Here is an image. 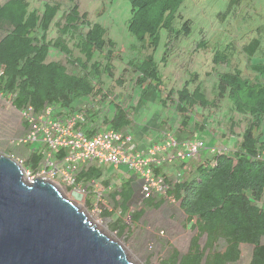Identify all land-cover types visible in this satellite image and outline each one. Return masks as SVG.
<instances>
[{"label": "trees", "instance_id": "obj_1", "mask_svg": "<svg viewBox=\"0 0 264 264\" xmlns=\"http://www.w3.org/2000/svg\"><path fill=\"white\" fill-rule=\"evenodd\" d=\"M183 1L130 0L127 30L138 42H146L144 47L152 51L157 47L160 30L165 29L168 51L171 39L186 38L191 31L190 20L178 13ZM238 3L239 0H228L218 16L224 19ZM256 31L257 35L242 46L248 59L264 42L261 27ZM196 42L193 52L206 49L207 41L200 38ZM50 46L64 53V60L47 61ZM231 49L229 43L223 49L211 51L214 68L229 65L228 70L215 74L213 99L207 98L197 72H187L188 78L181 88L167 89L152 53L142 61L127 63L135 76L134 85L142 91L141 96L153 92L155 99L163 102V107L168 101L173 105L180 117L178 130L185 132L184 135L205 131L203 121L188 129L190 115L198 109L214 108L222 99L229 100L233 111L251 119L234 150L213 152L197 164L188 177L171 182L164 178L169 186L166 196L178 202L185 225L195 230L179 264L234 263L240 257L241 244L254 247L249 264H264V139L259 136L264 119V60L249 63L248 68L254 74V78L249 79L240 68L232 66ZM114 59L115 42L106 36L105 27L91 21L87 12L80 11L76 0H66L64 8L59 0L44 1L41 10L30 8L27 0H6L0 4V95L9 99L17 111L30 107L38 112L50 105L54 115H80L75 127L87 136L104 129L121 131L129 127L132 111L108 99L102 79L104 75L114 77ZM162 59L166 60L165 56ZM121 77L116 81L123 85ZM230 127L233 128L232 124ZM40 157V153L32 150L26 169L34 171ZM100 176L99 168L90 167L77 174L76 182L87 184ZM108 198L112 209L103 210L101 215L111 218L119 208V215L111 224L122 235L130 230L129 223L138 221L144 211L129 214L115 195L110 194ZM144 202L146 206L157 208L163 198ZM86 204H89L88 198ZM123 215L129 216V222L123 220ZM201 237L205 238L203 245L199 243ZM220 240L225 242L222 252L215 248ZM176 257L177 254L172 264H176ZM166 262L162 259L160 263Z\"/></svg>", "mask_w": 264, "mask_h": 264}, {"label": "rangeland", "instance_id": "obj_2", "mask_svg": "<svg viewBox=\"0 0 264 264\" xmlns=\"http://www.w3.org/2000/svg\"><path fill=\"white\" fill-rule=\"evenodd\" d=\"M5 1L0 0V4ZM27 1L30 8L41 10L42 3L50 0ZM59 1L63 3L64 8L66 0ZM227 1L184 0L178 13L191 22L189 36L186 38L181 37L176 41L171 39L170 41H173L169 43L168 51H166L167 33L165 29H161L157 47L155 50L150 51L144 47L146 42L144 44L138 42L133 34L127 30V22L130 17V0H76L80 11L87 12L91 21L98 22L105 27L106 36L115 42L114 77L102 76L104 88L108 91V99L117 102L124 108H130L131 113L134 114V122L139 125L148 122L150 119L156 122L160 117L161 119L165 117L168 122L169 116H171L170 123H172V126H169L168 123L166 125L168 124L167 132L172 134L178 130L180 123L178 122L180 117L174 112L173 105L169 104L168 101L167 106L163 107L155 99L156 94L153 92L141 96V89L133 83L132 78L135 76L127 67L128 62L142 61L146 55L152 53L154 61L159 65V71L163 77L162 81L167 89L170 87L181 88L188 78L187 72H197L199 79L203 82L207 98L213 99L216 85L215 74L228 70L229 65H219L214 68L211 63V51L214 48L223 49L231 43L232 66L240 68L245 76L253 79L254 74L249 70L248 65L253 61L264 60V42L250 59L242 52V46L253 35H257L256 29L258 27H261V31H263L261 36L264 40V0H239L237 6L230 9L229 14L221 19L218 14L225 10ZM177 23H179V19H177ZM50 35L52 36L53 32ZM200 38L208 42L207 47L204 50L199 49V51L193 52L196 41ZM165 52H167L166 55H164ZM163 56L166 60L162 59ZM62 58L64 60V53L62 54L53 46H50L46 60L51 61ZM124 68H126V71H123ZM119 76L123 78V85L116 81ZM231 107L229 100L222 99L216 102L214 108L198 109L190 115L189 130H192L193 125L201 121L206 123V130L203 132L196 130L187 136H189L188 138L200 137L199 139L205 143L206 152L209 156L212 154L211 148L234 150L241 140L242 132L251 120L248 115L239 114L233 111ZM152 123L150 122L147 125L154 127ZM23 124L24 118L21 111L14 109L9 99L0 95V156L11 157L23 169H26L29 168L27 162L31 149L38 150L39 144L37 142L28 143V145L19 143V140L25 138L27 134ZM154 129L155 131L151 130L153 133H161L162 128H159L158 131H156L157 128L154 127ZM170 129L172 132H170ZM259 131V136L264 139V119L261 122ZM25 163L27 165H24ZM121 169L120 166L119 171H122ZM119 171L114 169V165L105 164L102 166L101 177L97 181L101 178L112 177ZM30 174H34L32 169ZM51 183L81 211H87L88 220L95 225L96 229L109 239L119 243L123 247L127 258L135 264H161L162 259H166L165 264H172L175 254H177L176 264H179L182 255L187 253L190 239L195 234V230H192L189 225H185V216L179 209L178 202L165 198L159 207L153 208L144 205L145 202L141 199L138 191L134 198L131 197L130 200L129 196H126V198L120 196L118 201L122 208L128 207L129 214L140 209L144 213L138 221L133 224L129 223L130 230H126L124 234L119 235L111 224L118 217L119 208L111 218L104 217L101 215L103 211L93 210L91 206L86 204L85 199H91L88 193L85 197L84 187L86 184H83L80 189H67L63 187V184ZM119 191L122 192L121 189ZM106 198L108 205L106 210L109 211L112 209V203L108 198V194ZM123 220L129 222V216L123 215ZM204 241L205 238L203 237L199 239L201 245L204 244ZM215 248L217 251L222 252L225 248V242L223 240L218 241ZM239 249L240 257L238 261L227 264H249L252 258L253 246L241 244Z\"/></svg>", "mask_w": 264, "mask_h": 264}, {"label": "water", "instance_id": "obj_3", "mask_svg": "<svg viewBox=\"0 0 264 264\" xmlns=\"http://www.w3.org/2000/svg\"><path fill=\"white\" fill-rule=\"evenodd\" d=\"M0 156V264H135L57 187Z\"/></svg>", "mask_w": 264, "mask_h": 264}, {"label": "built area", "instance_id": "obj_4", "mask_svg": "<svg viewBox=\"0 0 264 264\" xmlns=\"http://www.w3.org/2000/svg\"><path fill=\"white\" fill-rule=\"evenodd\" d=\"M2 71L0 70V75ZM26 123V137L19 143L39 144L41 157L34 174L24 170L25 180L35 178L63 184L66 188L80 189L83 182H76L77 174L94 165L112 164L118 168L126 167L132 171L139 182V193L143 199L166 196L168 184L163 175L157 174L155 168L162 163L160 154L168 148L177 149V141L168 136L162 143H152L145 151H134L132 136L122 131L104 129L87 136L75 124L80 115L64 117L54 115V109L48 105L43 110L34 112L32 108L21 111ZM184 148L177 150L174 159L185 161L198 157L204 143L191 139L182 143ZM170 161L169 159H167ZM172 161V160H171ZM111 185L100 186L96 181L86 184L84 191L89 194V206L98 212L108 209L107 192Z\"/></svg>", "mask_w": 264, "mask_h": 264}, {"label": "crops", "instance_id": "obj_5", "mask_svg": "<svg viewBox=\"0 0 264 264\" xmlns=\"http://www.w3.org/2000/svg\"><path fill=\"white\" fill-rule=\"evenodd\" d=\"M157 101L159 104L163 103V102H160L159 98H157ZM111 108H112V105H111ZM110 114H111V111L108 113V115L110 116ZM131 114H133V113H131ZM169 117L170 118H169L168 122L166 121L165 117L162 119L160 117L156 122H154L153 119L152 120L150 119L148 122H144V124L139 125L136 122H134V114H133V115H131L132 121H131L129 127L124 128L121 131L122 132H128L131 134L132 143L134 145V151H137V152L145 151L148 148V146H150L154 142H163L166 138H168V136L174 138L177 141V149L176 148H168L166 151H163L160 154L163 161L160 164V166L157 168L158 173H163L166 180L168 182H171L173 180L179 179L180 177H188V176L192 175L194 173L195 166L197 164H199L200 162H202L209 155L206 151H204V152H201V156L199 158H196V159H186L183 162H182V160H179L176 158L174 159L173 157H174L176 151L182 150L184 148V146L182 145V142L185 141V139H187L189 136L184 135L185 132H182L181 134H179L181 132L179 130L174 131L172 134L167 132L168 124H169V126H172V123H170V121L172 120L171 116H169ZM145 118H147V117H145ZM150 122H153L152 125H154V127L157 128L156 131H158L159 128H162L161 133H157V132L153 133V131H151V130L155 131L154 127L147 125ZM178 122H180V121L178 120ZM166 123H168V124L166 125ZM23 128L25 129L24 125H23ZM170 132H172L171 129H170ZM201 132H203V131H201ZM194 138H196V137H191L189 139H194ZM198 138H200V137H198ZM26 144L28 145V143H26ZM37 152L40 153V151H37ZM167 159H169L170 161H168ZM103 165H105V164L94 165V166H92V168H99L100 174H101ZM121 167H122V169H121L122 171H119V167L118 168L114 167V169L116 171H119V173L113 175L112 177H109L107 179L101 178V180H99V181H97V179L95 180L102 187H105L104 182H107L106 183L107 186L111 185V189H110L111 191H108V196L110 194L115 195V198L117 199V201H118L120 196L123 198H126V196H129L128 198L130 200V199L134 198L137 191L139 192V182H138L137 178L134 176L133 172L126 169V167H124V166H121ZM178 174H180L181 176L177 177ZM113 185H115V187H113ZM120 189L122 192L119 191ZM129 200H128V202H129ZM171 200H173V199H171ZM163 201H164V199H163Z\"/></svg>", "mask_w": 264, "mask_h": 264}, {"label": "clouds", "instance_id": "obj_6", "mask_svg": "<svg viewBox=\"0 0 264 264\" xmlns=\"http://www.w3.org/2000/svg\"><path fill=\"white\" fill-rule=\"evenodd\" d=\"M25 123V122H24ZM26 124V123H25ZM25 128H26V125H25ZM194 139H198V140H200V141H202L201 139H199V138H194ZM187 140H191V139H189V138H187L185 141H187ZM203 142V141H202ZM204 143V142H203ZM26 144V143H25ZM32 150H34V149H32ZM35 151V150H34ZM204 151H206V147H205V143H204V147L200 150V153L198 154V157L197 158H199L200 156H201V152H204ZM211 153H213V152H215V151H223V152H230V151H227V150H222V149H220V148H218V149H216V148H211ZM36 152V151H35ZM196 159V158H195ZM160 166V165H159ZM158 166V167H159ZM24 170H27V169H25L24 168ZM155 172L157 173V171L155 170ZM157 174H161V175H163L162 173H157ZM181 175L180 174H178L177 175V177H180ZM163 177H164V175H163ZM165 178V177H164ZM50 182V181H49ZM140 194V193H139ZM165 199V198H169V199H172L171 197H169V196H165V197H161V198H159V199H156V198H146V199H154L155 201L157 200H161V199ZM141 199L144 201L145 199H143L142 197H141ZM174 200V199H173ZM85 201H86V199H85ZM175 201V200H174ZM89 206V205H88ZM86 213H87V211H86ZM254 248V247H253Z\"/></svg>", "mask_w": 264, "mask_h": 264}, {"label": "bare ground", "instance_id": "obj_7", "mask_svg": "<svg viewBox=\"0 0 264 264\" xmlns=\"http://www.w3.org/2000/svg\"><path fill=\"white\" fill-rule=\"evenodd\" d=\"M26 181H27V180H26ZM28 182H29V181H28ZM28 182H27V183H28ZM87 219H88V217H87ZM92 225H93V224H92Z\"/></svg>", "mask_w": 264, "mask_h": 264}]
</instances>
